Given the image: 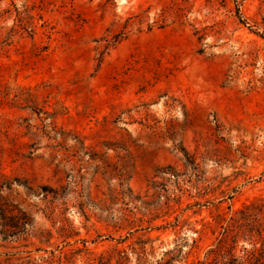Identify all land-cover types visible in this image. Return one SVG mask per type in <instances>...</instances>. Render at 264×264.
I'll return each mask as SVG.
<instances>
[{
  "label": "rangeland",
  "instance_id": "374dc122",
  "mask_svg": "<svg viewBox=\"0 0 264 264\" xmlns=\"http://www.w3.org/2000/svg\"><path fill=\"white\" fill-rule=\"evenodd\" d=\"M263 246L264 0H0V264Z\"/></svg>",
  "mask_w": 264,
  "mask_h": 264
},
{
  "label": "trees",
  "instance_id": "16d2710c",
  "mask_svg": "<svg viewBox=\"0 0 264 264\" xmlns=\"http://www.w3.org/2000/svg\"><path fill=\"white\" fill-rule=\"evenodd\" d=\"M228 233H232V232H228ZM226 237V236H225ZM219 252L221 251L220 249L218 250ZM217 253L216 251H213V254H220V253ZM258 254H255V252H252L246 261H241L239 262L238 264H264V246H263V249L260 250L259 252H256ZM221 256V255H219ZM258 256V257H256ZM235 260H230L229 264H235ZM223 264H226V263H223ZM237 264V263H236Z\"/></svg>",
  "mask_w": 264,
  "mask_h": 264
}]
</instances>
